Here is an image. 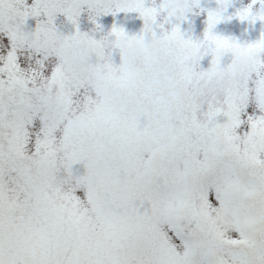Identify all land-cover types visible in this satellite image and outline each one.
<instances>
[{"label": "snow or ice", "instance_id": "obj_1", "mask_svg": "<svg viewBox=\"0 0 264 264\" xmlns=\"http://www.w3.org/2000/svg\"><path fill=\"white\" fill-rule=\"evenodd\" d=\"M236 20L264 0H0V264H264V29Z\"/></svg>", "mask_w": 264, "mask_h": 264}, {"label": "rangeland", "instance_id": "obj_2", "mask_svg": "<svg viewBox=\"0 0 264 264\" xmlns=\"http://www.w3.org/2000/svg\"><path fill=\"white\" fill-rule=\"evenodd\" d=\"M204 2L207 3H215V0H204ZM235 5L237 7L247 4L250 2V0H233ZM198 22L197 24V30L196 34L199 35L203 31V19L202 17H196L195 18ZM119 20L120 23L124 24L126 27H128L130 32H138L140 28L143 26L142 20H140L135 14H124L121 13L119 17H112V16H106L102 18V22L104 23L105 27L107 29L111 28V25L113 22H116ZM220 29L222 31H229L231 34L237 35L241 37V39H249V38H256L258 37L260 31L264 29V24H261L260 22H257L254 27H249L247 22L244 24H241L238 20L231 22L230 25H220ZM205 67L208 66V60L206 59L204 62Z\"/></svg>", "mask_w": 264, "mask_h": 264}]
</instances>
